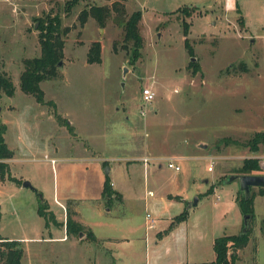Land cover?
Returning <instances> with one entry per match:
<instances>
[{
    "label": "rangeland",
    "instance_id": "1",
    "mask_svg": "<svg viewBox=\"0 0 264 264\" xmlns=\"http://www.w3.org/2000/svg\"><path fill=\"white\" fill-rule=\"evenodd\" d=\"M66 1L0 0V60L10 69L16 87L13 96L4 94L0 99L1 121L9 127L7 139L17 148L16 156L22 157L8 161L7 169L22 186L26 180L34 186L42 178L48 186L44 195L31 187L16 191L14 183L0 181V236L22 243L24 264H50L54 245L50 231L66 226L57 220L46 226L38 213L40 203L52 198V158L92 153L126 156L151 144L154 152L192 156L175 161L181 167L178 171L165 161L159 182L155 185L151 179L150 188L158 197L166 192L185 193L190 201L201 197L189 224H199L208 232V251L191 261H213L212 241L240 234L244 226L237 199L244 192L238 180L228 182V178L242 174L245 159L253 157L260 159V174H264V144L257 150L251 146L255 134L264 132V0H233L230 9L227 0H126L129 14L142 10L144 17L145 42L137 61H132L123 28L114 18L104 27L92 17L80 25L78 15L87 2L109 1L81 0L70 13ZM49 13L59 14L62 27L72 30L64 36L58 75L43 81L42 88L45 99L56 103L58 113L77 126L78 133L72 125L69 130L54 119L50 105L39 103L20 86L22 59L41 53L35 45L36 18ZM95 41L102 43L100 63L88 61ZM146 85L157 93L150 104L142 98ZM210 157L215 160L211 171ZM138 177L134 180L140 198L113 210L120 217L114 224L117 230H129L147 213L155 217L144 193L143 173ZM209 188L213 192L207 194ZM253 191L258 193L259 187ZM255 214L247 246L236 249V264H264V196L255 198ZM85 246L92 247L91 241L78 247L80 251L77 248V255L67 263L90 264L92 256ZM109 246L116 251L105 252L98 264H148L144 246L142 254L126 241L103 247Z\"/></svg>",
    "mask_w": 264,
    "mask_h": 264
},
{
    "label": "crops",
    "instance_id": "2",
    "mask_svg": "<svg viewBox=\"0 0 264 264\" xmlns=\"http://www.w3.org/2000/svg\"><path fill=\"white\" fill-rule=\"evenodd\" d=\"M27 36L29 37L30 35L27 34ZM35 45L41 48L39 39ZM26 58H23L21 61V73L24 70L23 60ZM6 70L5 71L11 76L12 73L10 72V69L7 68ZM42 83L43 81L41 82V87ZM10 108L15 109L16 107L12 105ZM53 117L55 119L56 115ZM5 124L7 125V123ZM71 125L75 127V130L78 133L77 126L72 123ZM60 126L65 127L63 125ZM8 130L9 127L7 125L5 140L9 148L14 151V156L7 159V162L20 161L22 157L18 158L16 156L18 153L17 148L15 145H11L7 139ZM28 147L32 148L30 144ZM151 147V144H148L143 152H133L130 155H120L118 157H109L105 154L92 153L78 156L59 155L58 157L52 158L53 163L51 169L53 174V189L52 198L46 200L49 207L48 210L55 215V219L60 224H66L65 217L67 218V202L69 200H74L75 203L72 206L73 210L76 212L74 218L77 222L86 227L87 233L82 237L75 238L74 235L68 234L66 226L61 228L54 227V230L50 231L51 237L49 238L51 242L54 243L50 249V264H58L63 261L65 264H68L67 262L74 258L73 255H77L75 250L82 246L87 240L91 241L92 244V247L85 246V251L87 250L89 255L92 256L89 258L90 264H98L99 260H103L104 253L107 251L109 252L110 249L113 252L116 251L114 246H109L108 249H104V245L120 243L121 241H126L132 245L137 254H142L144 252V246L148 264L197 263L191 261L196 260L193 259L194 256H198L205 251H208L206 250L208 246L207 248L205 247L206 242L209 241L208 232L199 226V224H189L192 208L196 204H194L193 201H190L188 195L185 193L175 194L173 192L161 194L157 187L156 192L161 194L158 197L155 191L150 188L151 179L155 182V185L156 182H159L158 179L161 178L160 172L163 169V164L166 158H174L176 161L191 158L192 156L177 153L173 155H165L163 153L154 152ZM144 158H150L151 160L146 163ZM205 158L207 157L205 156ZM110 160L117 162L111 164L109 162ZM107 165H109V167L106 168ZM105 168H109V171L107 172ZM141 173H143L144 177V193L146 194L148 191H153L154 193L152 196L149 194H146V196H148L151 201V207L155 216V228L150 230L147 229L146 216H144L141 218L140 223L135 222L136 224H134V226L130 225L131 227H129V230H117L114 224H117L115 221L120 217L118 214H114L113 210L115 207L120 208V205L126 204L128 201H136L140 198L141 190L137 187L134 179L141 175ZM12 176L19 179V177L14 174H12ZM107 176L111 179L114 190L119 192L122 196V200L115 199L110 207L103 199V190ZM22 180L24 181L25 179ZM0 181L3 183H14L16 186L13 189L16 191L24 188L22 183L18 184L17 182L8 179H1ZM34 186L37 192L40 191L44 195L45 191L48 190L44 178H42L41 182L38 184H34ZM257 196L264 195L258 194L256 197ZM151 197H153L152 200ZM148 198L143 204L145 208L148 207ZM200 198L201 197L199 196V201L201 200ZM55 206L60 208L63 213L62 211L60 213V210L55 208ZM140 206L142 207V204H140ZM87 210L90 213H86ZM185 211H188L187 218L181 222H176L175 218ZM53 224L57 223L54 222ZM156 228L158 229L154 230ZM90 234H93L94 237H91ZM215 239L212 241V249L216 258L214 250ZM136 245L140 246L137 247ZM117 249H119V246H117ZM77 250L80 251L79 248ZM133 254H135L134 250Z\"/></svg>",
    "mask_w": 264,
    "mask_h": 264
},
{
    "label": "trees",
    "instance_id": "3",
    "mask_svg": "<svg viewBox=\"0 0 264 264\" xmlns=\"http://www.w3.org/2000/svg\"><path fill=\"white\" fill-rule=\"evenodd\" d=\"M55 1V0H51ZM81 0H68L65 4L67 13H70L73 8ZM109 3L100 4L94 2H87L86 6L80 11L78 20L83 27L90 17L94 18L100 26H105L110 18L123 28V40L127 51L130 52L132 61H137L141 57V50L144 46V36L141 32V23L143 19L142 10H135L128 13L126 9V0H106ZM38 25V39L41 47V54L33 58H26L23 60L24 70L20 75L21 89L32 94L36 100L41 104L50 105L56 115L58 121L65 124L69 130L72 129L71 123L57 112V105L53 100H46L44 90L41 87V82L55 78L58 75V63L64 57V36L67 35L72 28L69 26L62 27V19L59 14H47L44 17L36 18ZM185 35L188 34L187 24L185 27ZM88 61L90 63H100L102 61V43L95 41L91 44L88 51ZM198 67L197 63H193ZM16 87L12 77L4 70L3 61L0 60V99L4 94L13 96ZM7 125L0 122V159L6 160L14 156V151L9 148L5 133ZM260 144H264V132L256 133L251 141V146L254 150L259 148ZM260 159L253 157L245 159L240 173L242 174H260ZM0 177L2 180L8 179L21 183L16 177H13L8 169L7 162H0ZM212 192V189L207 191V194ZM264 195V187H260L258 193H255L252 188V194L246 198L245 194L238 197V202L243 214H255V198L256 195ZM103 199L107 205H111L116 200H122L119 192L114 190L111 179L107 176L103 190ZM74 200L67 202V218L66 227L69 235L80 237L81 233H87L86 227L75 220L76 212L73 210ZM48 203L46 200L40 203L38 213L46 219V226L53 220L56 221L55 215L48 213ZM188 216V211L183 212L175 218L176 222L185 220ZM264 228V221H263ZM249 231L245 235L240 234H225L216 237L214 241V250L216 258L212 262L205 263H187V264H236L239 256L234 252L236 249H244L250 240ZM94 237L93 234H90ZM24 248L22 243L18 240H11L7 237L0 236V264H24L23 263Z\"/></svg>",
    "mask_w": 264,
    "mask_h": 264
},
{
    "label": "water",
    "instance_id": "4",
    "mask_svg": "<svg viewBox=\"0 0 264 264\" xmlns=\"http://www.w3.org/2000/svg\"><path fill=\"white\" fill-rule=\"evenodd\" d=\"M37 26H38V24H36V27ZM192 60L194 61L195 58H192ZM61 66H62V62L60 61L58 63V67H61ZM127 70H128V68L124 67L125 74H126ZM1 112H2V106L0 103V122H1ZM106 171L108 172L109 168L106 169ZM235 180L239 181L240 190H242L244 192L246 198H249L251 196L253 187H259V188L264 187V174H248V173L247 174H234L228 178V182H233ZM23 186L34 188L32 183L28 180L23 182ZM198 201H199V198L196 197L195 200L193 201V203L197 204ZM252 219H253L252 214H250V213L244 214V226H243V229L241 231V235H245L250 231ZM84 234L81 233L80 237H82ZM234 252H236V248H234Z\"/></svg>",
    "mask_w": 264,
    "mask_h": 264
},
{
    "label": "built area",
    "instance_id": "5",
    "mask_svg": "<svg viewBox=\"0 0 264 264\" xmlns=\"http://www.w3.org/2000/svg\"><path fill=\"white\" fill-rule=\"evenodd\" d=\"M232 5H233V0H227V9L232 8ZM156 95L157 93L152 87V85L144 86L142 90V98L145 103L148 104L152 103L155 100ZM142 113H145V111L143 110ZM150 160H151L150 158H144V161L146 163H148ZM210 160H211V164L209 165L208 169L211 171L214 169L215 160L212 157H210ZM2 161L7 162V159L6 160L0 159V162ZM165 161L167 162L169 168H173L175 170L180 169V166L175 163L174 158H166ZM147 194H149L150 196L154 195L153 191H148ZM146 227L149 230L155 228V219L151 216L150 213H147L146 215Z\"/></svg>",
    "mask_w": 264,
    "mask_h": 264
}]
</instances>
